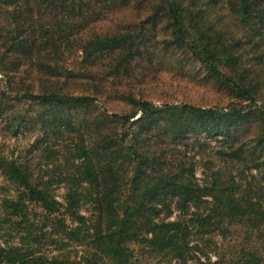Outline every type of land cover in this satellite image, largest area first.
<instances>
[{
    "label": "trees",
    "instance_id": "1",
    "mask_svg": "<svg viewBox=\"0 0 264 264\" xmlns=\"http://www.w3.org/2000/svg\"><path fill=\"white\" fill-rule=\"evenodd\" d=\"M64 1L67 0H0V38L6 51L13 49L26 58L40 49L60 55L64 53L62 44L68 54L75 43L85 60L99 53H112L120 63L142 53L141 31L123 29L83 37L80 28L87 14L80 1L69 0L65 5ZM155 2L150 6L151 19L164 13L176 38L192 56L229 85L237 97L254 103L257 89L241 78L243 73L238 69L245 67L234 53V45L243 34L256 42L264 41V0H227L242 29L241 35L231 36L229 41L218 36L203 37L199 27H194L197 33H192L184 18L186 7L182 1ZM48 68L54 72L57 66ZM14 96L34 100L43 107L38 117L46 122L34 146L49 149L48 133L54 131L60 153L55 173L49 176L33 170L27 161L4 156L0 159L2 175L13 190L0 199V233L4 229L6 233L8 226H23L25 231L19 243L0 246V264H133L132 244L179 264H264V253L253 243L241 247L231 260L215 253L218 257L213 262L210 255L199 251L198 242L190 243L193 234L218 232L225 237L233 225L245 226L250 232L264 231V183L257 187L250 181L241 182L243 173L258 169L259 162L247 164L239 174L227 166L212 168L207 165L211 161H206L199 175L193 156L174 154L178 151L176 142L190 136L228 134L229 128L238 124L243 110L188 103L158 106L132 97L129 112L112 113L111 117L133 129L121 134L99 132L88 139L68 113L93 103L96 97L54 91L35 94L27 90ZM26 120L19 114L7 122L13 137H17ZM56 122L58 128L48 129ZM166 128L167 141L163 138ZM63 131L70 135L69 139L60 138ZM256 138V143L264 147V126ZM172 144L171 157H167L161 145ZM241 155L234 149L224 159L241 164L245 161ZM59 188L64 189L61 200L55 192ZM259 191L262 193L258 195ZM35 207L41 212L43 227L50 225L54 229V241L69 240L74 254L81 252L78 261L71 259L72 254L69 260L62 247L50 258L24 253V246L39 237L31 231L28 221ZM103 259L107 262L102 263Z\"/></svg>",
    "mask_w": 264,
    "mask_h": 264
},
{
    "label": "rangeland",
    "instance_id": "2",
    "mask_svg": "<svg viewBox=\"0 0 264 264\" xmlns=\"http://www.w3.org/2000/svg\"><path fill=\"white\" fill-rule=\"evenodd\" d=\"M68 1H64V5L69 3ZM75 1H80L82 11L87 14L86 22L82 29L80 28L83 37L123 29L141 31L142 53L124 63H120L112 53H99L85 60L74 43L73 50L68 54L62 44L63 54L55 55L40 49L35 51L31 58H26L21 52H15L13 49L6 51L4 40L0 38V159L4 156L27 161L33 170L44 171L46 176L55 173L57 167L54 164L60 152L54 131L48 133L51 137L48 139L49 149L42 150L38 149L40 146H34L46 122L38 117L43 107L34 100L17 98L15 93L25 90L35 94L54 91L96 97L93 103L77 107L68 113L75 117L76 124L87 133L88 139L99 132L121 134L128 128L133 129L134 126H121L111 114L129 112L133 108L131 98L135 97L150 100L158 106L188 103L200 107L243 110L238 124L229 128L228 134H204L198 138L190 136L176 142L178 151L174 154L185 152L193 156L199 175L206 161H211L207 165L212 168L218 165L227 166L228 169L235 168L234 171L237 170L238 173H242L247 164L258 161V169H249L243 173L241 182L246 184V181H250L257 187L264 183V147L256 143V136L264 126V52L260 54L261 50L264 51V41L256 42L253 38L248 39L247 34H243L238 44L234 45V53L241 58V64L245 67V70L238 69L243 73L241 78L257 89L253 103L237 97L229 85L192 56L188 48L176 38L168 18L163 16L164 13L151 19L150 6L156 4L155 0ZM179 1L186 7L184 18L192 33H197L193 30L194 27H199L204 31L203 37L218 36L221 40L224 37L223 39L228 41L231 36L242 34L238 17L231 13L227 0ZM67 11L68 9L65 13ZM48 65H55L57 69L53 72ZM19 114L26 117V124H22L17 137H13L7 122H11L12 118ZM53 126L58 128L59 123H53L48 129ZM167 129L163 130V138L166 141L169 137ZM61 134L60 138H70L66 131ZM161 146L165 148V156L171 157L172 150L169 149L174 145ZM234 149L245 159L241 164H235L234 160L230 163L224 159L228 157L227 153ZM62 167L63 165L60 166ZM10 191H13L12 186L10 187L9 181L0 170V199ZM55 192L61 200L64 189L59 188ZM262 192L259 191L258 195ZM207 207L208 204L204 208ZM28 221L31 231L39 237L36 242L30 241L29 245L24 246V253L33 252L50 258L57 253L58 247H62V252L69 260L72 254L71 259L78 261L81 252L76 256L69 240L54 241V229L50 225L43 227L41 212L37 207L29 213ZM230 228L225 237L218 235V232L201 236L193 234L190 243L198 242L199 251L210 255L211 262L218 257L215 253L231 260L236 257L241 247L251 243L264 253V231L250 232L242 225H233ZM24 232L23 226H8L6 233L5 229L0 233V246L19 243ZM131 248L133 264H179L174 259L142 249L139 245L132 244ZM198 253L202 255L201 252ZM202 260L206 261V258ZM101 262L106 263L107 260L103 259Z\"/></svg>",
    "mask_w": 264,
    "mask_h": 264
}]
</instances>
